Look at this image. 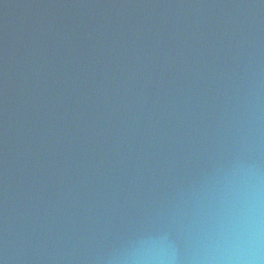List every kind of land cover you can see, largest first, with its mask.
<instances>
[{"label": "water", "instance_id": "water-1", "mask_svg": "<svg viewBox=\"0 0 264 264\" xmlns=\"http://www.w3.org/2000/svg\"><path fill=\"white\" fill-rule=\"evenodd\" d=\"M0 264H264V0H0Z\"/></svg>", "mask_w": 264, "mask_h": 264}]
</instances>
